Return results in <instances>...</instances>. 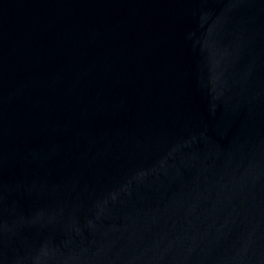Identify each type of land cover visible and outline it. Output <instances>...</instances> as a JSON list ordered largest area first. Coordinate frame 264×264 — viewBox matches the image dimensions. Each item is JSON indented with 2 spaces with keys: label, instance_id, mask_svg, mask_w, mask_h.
<instances>
[{
  "label": "water",
  "instance_id": "obj_1",
  "mask_svg": "<svg viewBox=\"0 0 264 264\" xmlns=\"http://www.w3.org/2000/svg\"><path fill=\"white\" fill-rule=\"evenodd\" d=\"M0 264H264V0H0Z\"/></svg>",
  "mask_w": 264,
  "mask_h": 264
}]
</instances>
